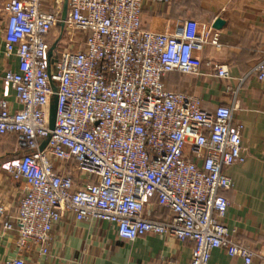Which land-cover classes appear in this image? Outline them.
<instances>
[{
    "label": "built area",
    "instance_id": "1",
    "mask_svg": "<svg viewBox=\"0 0 264 264\" xmlns=\"http://www.w3.org/2000/svg\"><path fill=\"white\" fill-rule=\"evenodd\" d=\"M143 8L144 0H68L57 38L58 2L46 9L44 0H7L0 10L5 56L20 69L3 76L17 108L0 101V169L26 184L17 222L2 226L17 232L20 255L4 264H38L23 256L32 249L47 259L52 232L69 216L115 225L126 242L147 234L191 242L190 264H210L216 249L244 264L258 256L224 223L223 192L234 187L226 170L246 160L242 127L234 125L237 93L232 105L208 111L198 96L165 85L172 73L200 76V54L219 34L147 30ZM208 65L213 77L230 79L227 66ZM249 75L264 85V53ZM153 200L167 219L151 217ZM5 213L0 206V219Z\"/></svg>",
    "mask_w": 264,
    "mask_h": 264
},
{
    "label": "crops",
    "instance_id": "2",
    "mask_svg": "<svg viewBox=\"0 0 264 264\" xmlns=\"http://www.w3.org/2000/svg\"><path fill=\"white\" fill-rule=\"evenodd\" d=\"M6 2L0 0V10ZM56 2L63 8L66 0H44V6L52 9ZM217 19L225 22L221 30L213 28ZM4 26L0 16V101L6 99L17 108L14 92H7L3 82L7 71H20L17 58L5 56ZM142 26L197 38L210 28L219 34L218 45L209 44L200 54V76L172 73L165 85L170 91L198 96L208 111L232 105L237 93L234 125L242 127L246 160L226 170L234 187L223 192L230 202L224 223L236 241L258 254L253 264H264V85L249 75L264 53V0H144ZM209 63L227 66L230 79L213 77L215 71ZM25 186L0 169V206L6 209L0 219V264L20 255L17 232L3 233L2 226L3 221L17 222ZM148 211L158 221L170 215L156 200ZM192 250L191 242L153 234L122 241L115 225L76 222L69 216L52 232L47 259L33 249L23 256L38 264H190ZM210 264H244V260L216 249Z\"/></svg>",
    "mask_w": 264,
    "mask_h": 264
},
{
    "label": "water",
    "instance_id": "3",
    "mask_svg": "<svg viewBox=\"0 0 264 264\" xmlns=\"http://www.w3.org/2000/svg\"><path fill=\"white\" fill-rule=\"evenodd\" d=\"M67 16H68V0H66L65 4H64V7H63V11H62V17H61V21L59 22L58 26L61 30H64L65 28V21L67 19ZM225 26V22L222 20V19H217L215 21V23L213 24V28L216 29V30H221L223 27ZM56 49V44L52 46L50 52H49V57L51 58L52 57V54L54 52V50ZM53 90L54 92H57V88L56 87H53ZM57 97L54 96L52 98V101H51V105H50V118H49V128L51 131L54 130L55 128V124H56V118H57ZM48 140H46L42 146H41V149L43 150L47 144H48Z\"/></svg>",
    "mask_w": 264,
    "mask_h": 264
},
{
    "label": "rangeland",
    "instance_id": "4",
    "mask_svg": "<svg viewBox=\"0 0 264 264\" xmlns=\"http://www.w3.org/2000/svg\"><path fill=\"white\" fill-rule=\"evenodd\" d=\"M60 33H61V29H60V28L56 29V30L53 32V37H54V38H57V37L60 35ZM74 49H78V48L75 47Z\"/></svg>",
    "mask_w": 264,
    "mask_h": 264
}]
</instances>
